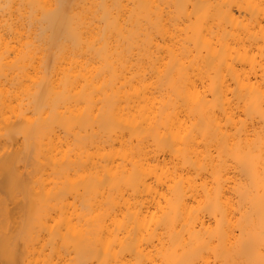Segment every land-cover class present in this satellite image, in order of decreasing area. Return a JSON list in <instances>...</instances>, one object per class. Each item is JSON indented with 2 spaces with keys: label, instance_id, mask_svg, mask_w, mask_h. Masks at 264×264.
Here are the masks:
<instances>
[{
  "label": "bare ground",
  "instance_id": "obj_1",
  "mask_svg": "<svg viewBox=\"0 0 264 264\" xmlns=\"http://www.w3.org/2000/svg\"><path fill=\"white\" fill-rule=\"evenodd\" d=\"M0 264H264V0H0Z\"/></svg>",
  "mask_w": 264,
  "mask_h": 264
}]
</instances>
